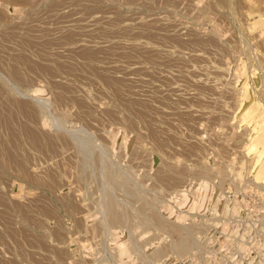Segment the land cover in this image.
Here are the masks:
<instances>
[{
  "label": "rangeland",
  "instance_id": "374dc122",
  "mask_svg": "<svg viewBox=\"0 0 264 264\" xmlns=\"http://www.w3.org/2000/svg\"><path fill=\"white\" fill-rule=\"evenodd\" d=\"M196 244L264 256V0H0V264Z\"/></svg>",
  "mask_w": 264,
  "mask_h": 264
},
{
  "label": "built area",
  "instance_id": "2783aa9c",
  "mask_svg": "<svg viewBox=\"0 0 264 264\" xmlns=\"http://www.w3.org/2000/svg\"><path fill=\"white\" fill-rule=\"evenodd\" d=\"M257 260V259H256ZM247 264L255 261V259L244 258L242 263ZM258 264L264 263V256L258 261ZM263 262V263H262ZM236 264L231 262L226 256L224 247H215L213 244H196L194 248L184 257L180 258L176 264Z\"/></svg>",
  "mask_w": 264,
  "mask_h": 264
},
{
  "label": "bare ground",
  "instance_id": "6f19581e",
  "mask_svg": "<svg viewBox=\"0 0 264 264\" xmlns=\"http://www.w3.org/2000/svg\"><path fill=\"white\" fill-rule=\"evenodd\" d=\"M112 205V204H111ZM108 206H110V205H108ZM114 208V207H113ZM108 209H111V210H114V209H112V207L110 206ZM110 210V211H111ZM112 212V211H111ZM112 214V213H111ZM116 220H117V218H115ZM122 219V218H121ZM121 219H119V220H121ZM126 219H124V221H125ZM181 243V242H180ZM179 243V244H180ZM183 243V242H182ZM186 243V241H184V246H186L187 244H185ZM181 245V244H180ZM182 246V245H181ZM184 246H182V247H184ZM189 246V245H188ZM178 248V247H177ZM187 249H189L188 247H186ZM184 249V248H183ZM185 251H187V250H185ZM175 253V252H174Z\"/></svg>",
  "mask_w": 264,
  "mask_h": 264
}]
</instances>
